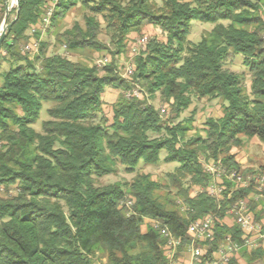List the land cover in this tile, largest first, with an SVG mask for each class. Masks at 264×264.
<instances>
[{
  "label": "trees",
  "instance_id": "obj_1",
  "mask_svg": "<svg viewBox=\"0 0 264 264\" xmlns=\"http://www.w3.org/2000/svg\"><path fill=\"white\" fill-rule=\"evenodd\" d=\"M52 1L19 0L18 19L0 48V64H9L0 71V188L14 192L0 197V264H94L95 258L106 264H164L163 239L144 225L146 218L185 241L190 221L212 216L214 246L226 235L239 241V228L223 222L240 201L248 203L256 221L264 219L249 199L251 188L234 189L222 178L219 197L191 189L212 184L201 160L241 171L231 153L241 138L264 144V0H56L48 27L78 5L87 10L84 27L74 24L57 38L69 55L106 51L110 61L100 67L47 55L46 42H37L34 54L22 51L40 41L43 32L30 31ZM15 12L9 11L7 23ZM193 21L213 25L197 44L187 40ZM146 25L157 27L165 41L151 40L132 74L121 79L116 57L126 51L127 37ZM102 32L111 49L99 41ZM235 54L243 56L251 78L248 93L245 75L226 68ZM135 85L147 98L158 95L170 108V119L162 121L143 95L122 94L109 120L102 109L105 90L124 92ZM193 99H221L226 106L222 117L205 121L204 137L186 140L192 119L174 121ZM44 103H50L48 119L37 132L33 127ZM162 151L165 163L178 165L168 176L170 186L135 173L139 164L157 165ZM119 169L133 179L98 184ZM126 201H132L129 209ZM243 259L245 264L264 259V248Z\"/></svg>",
  "mask_w": 264,
  "mask_h": 264
},
{
  "label": "rangeland",
  "instance_id": "obj_2",
  "mask_svg": "<svg viewBox=\"0 0 264 264\" xmlns=\"http://www.w3.org/2000/svg\"><path fill=\"white\" fill-rule=\"evenodd\" d=\"M160 4V0H157ZM188 1V0H185ZM14 9V8H12ZM88 14V11L83 9L80 5L74 8L64 19L60 20L58 23L53 26H49L43 33H41L40 42H46L47 45V55H51L53 53L64 54L69 56V58L73 62L80 63L86 66H98V62L107 59L110 61V56L106 51L101 52H81L75 53L74 55H69L65 51V47L58 40V35L63 33L64 31L72 28L74 24H78L80 27H84L83 18ZM260 15L263 17L264 15V4L261 5ZM14 19V14H12L9 20ZM100 23H103L102 19L98 18ZM213 28L212 24L201 23L198 21H193L190 24L189 34L187 40L191 44H197L200 42L201 38L210 32ZM264 37V35H263ZM145 39V44L143 46H138L136 51L133 53V47H136L137 41L139 39ZM98 39L101 43H103L107 48L111 49L109 44L108 36L103 32L98 36ZM155 40L157 42H164L165 35L155 26L146 25L141 32L139 33H131L127 37V47L126 51L116 57V66H117V74L121 79L127 80L128 77L125 75V69L132 65L134 67L135 60L138 57V54L144 51L147 47V44L151 41ZM34 54V52H33ZM243 56L240 54H235L232 56L230 61L227 62L226 68L230 71L245 75V89L248 93L251 78L247 74V69L243 65ZM106 63V64H107ZM105 64V65H106ZM9 68V64L7 62H1L0 71L4 72ZM133 88H138L140 91V96L142 95L147 99V102L154 107L155 110L158 111L159 116L162 121L170 119V108L168 105L164 104L159 96H155L153 99L147 98L145 91L138 85L132 86L129 90L121 92L120 90L107 88L102 95L103 102V114L110 120L112 117L111 107L117 101L120 95H124L126 98L127 92H129ZM226 106L221 99H202V100H192V104L189 108L184 111L178 120L174 121V124L178 122L186 123L187 119H192L191 128L187 133L186 140L194 138L196 136L204 137V129H205V121L209 118L218 119L222 117L223 107ZM50 107V103H44L43 109L40 112L39 119L37 123L34 125V129L37 132L41 131V123L48 119L46 114V109ZM162 110L164 112H162ZM242 144L238 148H233L231 153L235 156L236 160L240 163L241 168H252L254 170L258 169L261 166H264V144H262L257 138H246L242 137ZM166 155L165 151L160 153V162L157 165L145 166L143 164H139L135 170L136 172H141L144 174L150 175L153 181L159 182L161 185H169L170 180L168 178L169 175L174 174L178 165L176 163H165L163 161ZM201 163L205 165L207 162L201 160ZM134 174H126L122 169H119L115 175L105 176L98 181L99 185H107L114 183H128L133 179ZM184 183V187L188 184L187 180L182 181ZM170 186V185H169ZM14 192L10 189L5 190L4 188H0V197H6L7 195H11ZM170 193L175 194V189L171 187ZM195 193L194 189H191V194ZM159 194H163V192H159ZM6 195V196H5ZM144 229V227H143ZM103 263L106 264L105 258L98 260L95 258L94 263ZM252 264H264V259H259Z\"/></svg>",
  "mask_w": 264,
  "mask_h": 264
},
{
  "label": "built area",
  "instance_id": "obj_3",
  "mask_svg": "<svg viewBox=\"0 0 264 264\" xmlns=\"http://www.w3.org/2000/svg\"><path fill=\"white\" fill-rule=\"evenodd\" d=\"M5 4V9L8 6L9 10L15 8L13 1L10 3L7 0H0ZM56 0L49 3L43 17L39 23L31 29L30 33L35 31L44 32L50 23L53 14ZM264 24V15L262 17ZM264 40V37H263ZM145 39H139L136 47H133L132 52L136 51L138 46H143ZM38 48L37 41L23 47V52L33 53ZM107 63V59L98 62V66H103ZM133 72L132 65L125 69V75L129 77ZM140 91L138 88H133L127 92L126 98H138ZM162 112H164L162 110ZM205 171L212 176V184L207 187L195 188V194L206 193L210 197H219L224 190L221 179L232 183L234 189H249L251 192L249 199L257 203V210H264V171L247 173V168H241V171L225 170L219 161H209L204 165ZM250 169V168H249ZM123 205L129 209L132 201H126ZM182 210H184L182 208ZM228 219L231 220V225L236 226L241 231L239 241H233L230 235H226L222 241L215 244V227L217 220L212 216H206L201 219L190 221L186 228V240L178 238L170 231L167 225L160 221L152 219H144V225L155 230L163 239L162 254L164 264H245L243 254L251 253L252 251L264 248V224L256 221L254 215L246 201H240L234 204L228 211ZM103 264V263H94Z\"/></svg>",
  "mask_w": 264,
  "mask_h": 264
},
{
  "label": "water",
  "instance_id": "obj_4",
  "mask_svg": "<svg viewBox=\"0 0 264 264\" xmlns=\"http://www.w3.org/2000/svg\"><path fill=\"white\" fill-rule=\"evenodd\" d=\"M11 1H13L15 4V9H16L15 17L12 21L7 23L9 11H10L9 7L7 6L5 9V12H4L2 22L0 24V48H1L2 42L4 40L6 30L16 22V20L18 19V16H19V0H7L8 3H10Z\"/></svg>",
  "mask_w": 264,
  "mask_h": 264
},
{
  "label": "crops",
  "instance_id": "obj_5",
  "mask_svg": "<svg viewBox=\"0 0 264 264\" xmlns=\"http://www.w3.org/2000/svg\"><path fill=\"white\" fill-rule=\"evenodd\" d=\"M262 206L264 207V203L262 204ZM264 211V210H263ZM225 223L227 224V225H231V220L230 219H226L225 220ZM262 223L264 224V219L262 220ZM144 230V229H143ZM243 257V256H242ZM244 262H245V260H244Z\"/></svg>",
  "mask_w": 264,
  "mask_h": 264
}]
</instances>
